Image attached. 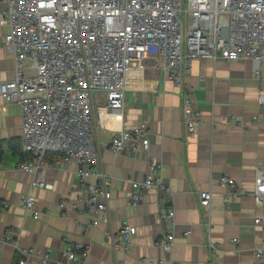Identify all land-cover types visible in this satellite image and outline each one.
Instances as JSON below:
<instances>
[{"label": "crops", "instance_id": "0c3cea01", "mask_svg": "<svg viewBox=\"0 0 264 264\" xmlns=\"http://www.w3.org/2000/svg\"><path fill=\"white\" fill-rule=\"evenodd\" d=\"M8 29L0 25V81L10 79L14 71L13 56L3 47ZM130 79L132 87L125 91L123 112L117 120L104 109V94L94 93L95 136L111 193L109 219L95 227L87 224L86 193L75 174L76 163L60 168L55 166L58 155L47 157L52 165L44 169L42 180L51 189L32 187V174L17 168L23 160L21 111L0 96V237L17 238L20 247L46 251L51 257L44 263L30 255L26 264H55L53 259H61L68 247L82 264H156L158 258L168 256L178 264H251L252 249L264 238L262 226L253 223L255 217L263 216L262 207L251 194L256 169L264 165L260 123L264 112L258 104L264 92V60L257 65L248 58L190 61L184 81L191 88V108L201 113L191 136L185 131V92L155 64V56H146ZM140 125L148 130V149L115 154L109 148L114 131ZM10 140L19 142L20 152L9 147ZM153 161L162 165V176L172 191L170 202H162L160 193L149 189L136 205H129L130 181L142 179ZM224 174L245 192L228 196L219 183ZM93 181L88 178L86 182ZM202 190L212 193L208 224L198 203ZM28 192L35 197L38 217L22 206L21 197ZM63 199L78 208L60 209L58 202ZM169 205L175 208L171 223L158 219ZM124 220L136 227V233L128 249L115 250L112 236ZM166 232L174 235L169 252L153 245ZM208 239L217 249L206 245ZM86 247L89 253L83 257ZM20 258L25 257L12 245L0 246V264H19Z\"/></svg>", "mask_w": 264, "mask_h": 264}, {"label": "built area", "instance_id": "2783aa9c", "mask_svg": "<svg viewBox=\"0 0 264 264\" xmlns=\"http://www.w3.org/2000/svg\"><path fill=\"white\" fill-rule=\"evenodd\" d=\"M0 25H7L3 47L12 54L13 76L0 81V96L20 107L23 160L17 165L29 172L32 187L51 189L42 180L52 163L49 155H58L55 166L76 163L75 174L83 183L88 223L95 227L107 221L111 193L102 170L96 141L94 93L104 94V109L116 120L123 112L125 91L132 87L130 74L146 56H155V64L167 71L176 86L183 89L185 131L191 136L201 113L192 109L191 88L184 81V70L191 60L251 59L254 65L264 60V0H1ZM257 66H255V73ZM264 112V92L258 96ZM264 131V117L260 119ZM115 154H130L149 148L148 130L120 128L109 140ZM93 178V182H86ZM128 204L136 205L145 190L155 189L162 202H170L172 191L162 176V165L153 161L140 180H131ZM219 183L228 196L245 191L228 176ZM262 207L263 216L253 219L264 230V165L256 169L251 192ZM212 193L202 190L198 203L206 212L208 224ZM26 213L38 217L35 197H21ZM60 209H77L67 199ZM175 208L169 205L159 220L173 222ZM136 227L122 221L112 236L114 249H128ZM185 235L187 232L184 233ZM237 243V239H233ZM10 244L23 257L35 255L51 261L49 253L20 247L18 239L0 237V246ZM154 246L169 252L174 245L172 232L162 233ZM212 250L216 245L208 239ZM238 251L239 248L236 247ZM89 248H84L86 257ZM55 264H82L68 247ZM253 262L264 264V238L252 249ZM156 264H178L171 257H160Z\"/></svg>", "mask_w": 264, "mask_h": 264}, {"label": "trees", "instance_id": "16d2710c", "mask_svg": "<svg viewBox=\"0 0 264 264\" xmlns=\"http://www.w3.org/2000/svg\"><path fill=\"white\" fill-rule=\"evenodd\" d=\"M9 147L15 151V152H20V149H19V142L18 141H13V140H10L9 141ZM3 154V150H2V145L0 143V157L2 156Z\"/></svg>", "mask_w": 264, "mask_h": 264}]
</instances>
